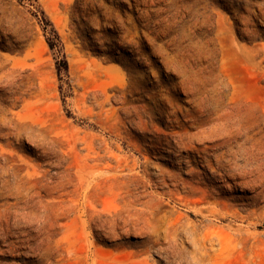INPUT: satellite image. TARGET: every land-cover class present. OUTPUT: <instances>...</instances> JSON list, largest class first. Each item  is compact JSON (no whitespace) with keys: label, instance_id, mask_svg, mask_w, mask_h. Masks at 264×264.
Returning <instances> with one entry per match:
<instances>
[{"label":"rangeland","instance_id":"374dc122","mask_svg":"<svg viewBox=\"0 0 264 264\" xmlns=\"http://www.w3.org/2000/svg\"><path fill=\"white\" fill-rule=\"evenodd\" d=\"M195 254L264 264V0H0V264Z\"/></svg>","mask_w":264,"mask_h":264},{"label":"trees","instance_id":"16d2710c","mask_svg":"<svg viewBox=\"0 0 264 264\" xmlns=\"http://www.w3.org/2000/svg\"><path fill=\"white\" fill-rule=\"evenodd\" d=\"M47 26L50 27L49 31L47 30ZM47 26L44 27V33L47 35L45 41L49 50L53 53L55 57L57 74L59 76L62 72L64 74H67L68 65L65 60V56L63 55V49L60 39L55 30L53 29L52 25L48 24Z\"/></svg>","mask_w":264,"mask_h":264},{"label":"bare ground","instance_id":"6f19581e","mask_svg":"<svg viewBox=\"0 0 264 264\" xmlns=\"http://www.w3.org/2000/svg\"><path fill=\"white\" fill-rule=\"evenodd\" d=\"M198 143V142H197ZM204 153V152H203ZM101 155V154H100ZM192 158V157H191ZM208 158V157H207ZM196 159V158H195ZM222 159V158H221ZM187 162V161H186ZM218 163H220V162H218ZM184 164V163H183ZM222 164V163H221ZM187 166V165H186ZM197 166V165H196ZM205 166V165H204ZM210 166V165H209ZM236 166V165H235ZM218 167V166H217ZM216 167V168H217ZM227 167V166H226ZM239 167V166H238ZM222 168V167H221ZM220 168V169H221ZM224 168V167H223ZM246 168V167H245ZM244 168V169H245ZM225 169V168H224ZM230 169V168H229ZM256 169V168H255ZM207 170H209L208 168H207ZM242 170V169H241ZM5 171V170H4ZM10 171V170H9ZM106 171V170H105ZM257 171V170H256ZM104 172V171H103ZM209 172V171H208ZM210 172H212V174L213 173H217L215 170H213V169H211L210 168ZM230 172V171H229ZM114 173H116V172H114ZM223 173V172H222ZM117 174V173H116ZM194 174V173H193ZM219 174V173H218ZM217 174V175H218ZM101 175V174H100ZM100 175H98V176H100ZM106 175V174H105ZM104 175V176H105ZM208 175V174H207ZM220 175V174H219ZM218 175V176H219ZM235 175V174H234ZM233 175V176H234ZM258 175V174H257ZM259 175H260V173H259ZM229 176V175H228ZM3 177V176H2ZM122 177V176H121ZM191 177V176H190ZM231 177V176H230ZM236 177H237V175H236ZM221 178V177H220ZM229 178V177H228ZM17 179V178H16ZM191 179V178H190ZM211 179V178H210ZM224 179V178H223ZM174 180V179H173ZM216 181V180H215ZM221 181V180H220ZM12 182V181H11ZM166 182V181H165ZM179 182V181H178ZM199 184V183H198ZM249 184H251V183H249ZM223 185V184H222ZM231 186V185H230ZM239 186H242V185H239ZM243 186H244V184H243ZM259 187V186H258ZM180 188V187H179ZM239 188H241V187H239ZM22 189V188H21ZM25 189V188H24ZM188 189V188H187ZM242 189V188H241ZM181 190V189H180ZM183 191V190H182ZM199 191H201V190H199ZM20 193V192H19ZM213 193V192H212ZM220 193V192H219ZM14 194V193H13ZM213 194H215V193H213ZM29 195V194H28ZM22 197V196H21ZM35 204V203H34ZM29 205V204H28ZM13 206V205H12ZM39 206V205H38ZM44 206V205H43ZM45 207V206H44ZM43 207V208H44ZM240 207V206H239ZM17 208V207H16ZM39 208V207H38ZM41 208V207H40ZM244 208V207H243ZM8 209V208H7ZM12 209V208H11ZM46 209V208H45ZM188 210V209H187ZM241 210V209H240ZM7 212H9V211H7ZM12 212V211H11ZM26 212V211H25ZM192 212V211H191ZM21 213V212H20ZM199 214V213H198ZM194 215V214H193ZM200 216V215H199ZM15 217V216H14ZM13 217V218H14ZM21 217V216H20ZM201 217V216H200ZM208 217V216H207ZM211 217V216H210ZM228 217H229V215H228ZM17 218H19L18 216H17ZM36 218V217H35ZM206 218V217H205ZM4 219V218H3ZM27 219V218H26ZM209 219H211V218H209ZM217 219V218H216ZM221 219V218H220ZM228 219V218H227ZM246 219H248V218H246ZM5 220V219H4ZM3 220V221H4ZM17 220H19V219H17ZM201 221H202V219H200ZM204 220V219H203ZM226 220V219H225ZM230 220V219H229ZM233 220V219H232ZM21 221V220H20ZM247 221V220H246ZM198 222V221H197ZM217 222V221H216ZM2 223H4V222H2ZM11 223H13V221L11 222ZM18 222H16V224H17ZM87 223V222H86ZM200 223V222H199ZM203 223V222H202ZM201 223V224H202ZM241 224H242V222H240ZM6 224V223H5ZM4 224V225H5ZM22 224V223H21ZM23 224H24V222H23ZM26 224H27V221H26ZM25 224V225H26ZM20 225V224H19ZM252 225V224H251ZM7 226V225H6ZM16 226V225H15ZM3 227V226H2ZM215 234V233H214ZM236 236H238V235H236ZM243 236V235H242ZM241 236V237H242ZM254 236H256V234L254 235ZM205 241H207V242H211V240L210 239H205ZM245 241H247V240H245ZM257 241V240H256ZM231 242H233V241H231ZM241 242H243V240L241 241ZM255 243V242H254ZM243 244V243H242ZM256 245V244H255ZM253 247H256V246H253ZM169 248V247H168ZM256 249V248H255ZM251 250V249H250ZM254 250V249H253ZM170 251V250H169ZM255 251V250H254ZM172 252V251H171ZM176 260V259H175ZM182 261V260H181ZM176 262V261H175ZM188 264V263H187ZM191 264H215L214 262H212V261H210V260H202L200 257H197L196 256V254L195 255H193L192 256V258H191Z\"/></svg>","mask_w":264,"mask_h":264}]
</instances>
